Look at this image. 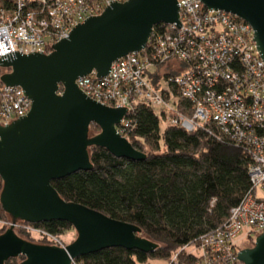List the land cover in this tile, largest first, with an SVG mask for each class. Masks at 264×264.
<instances>
[{
    "label": "water",
    "instance_id": "95a60500",
    "mask_svg": "<svg viewBox=\"0 0 264 264\" xmlns=\"http://www.w3.org/2000/svg\"><path fill=\"white\" fill-rule=\"evenodd\" d=\"M211 11L234 14L248 23L264 63V0H199ZM99 15L75 25L49 53L0 57L6 86H19L31 101L27 114L0 124L2 209L14 219L37 224L65 221L76 238L65 247L35 244L17 236L11 225L0 233V264L23 256L19 264H71L72 259L122 247L149 252L156 243L131 223L113 219L81 203L63 199L51 182L92 169L89 148L102 147L116 158L143 160L117 126L126 107H110L83 93L76 80L95 72L108 74L114 61L140 52L156 24L180 27L177 0H111ZM92 124L99 131L90 136ZM240 264H264V233L241 249Z\"/></svg>",
    "mask_w": 264,
    "mask_h": 264
},
{
    "label": "built area",
    "instance_id": "2783aa9c",
    "mask_svg": "<svg viewBox=\"0 0 264 264\" xmlns=\"http://www.w3.org/2000/svg\"><path fill=\"white\" fill-rule=\"evenodd\" d=\"M110 1L0 0V57L11 51L49 53L51 45L68 37L87 17L99 15ZM177 5L180 27L166 24L168 32L151 34L140 52L114 61L107 75L97 77L92 72L76 84L101 104L126 107L127 114L146 103L163 109L169 124L188 131L212 122L246 148L251 160L249 191L230 209L220 228L193 244L197 251H184L193 258L191 264H214L215 257L236 264L237 241L254 242L264 233V63L252 39L253 29L238 16L211 11L199 0H177ZM172 59L179 66L170 77L178 95L170 85L161 87L163 75L155 83L151 80L155 66ZM233 62L238 66L233 67ZM220 78L229 82L222 92L212 89ZM185 100L191 104V114L184 112L182 104L184 111L178 107ZM30 108L31 101L19 86L0 82V124L24 116ZM126 116L117 126L122 136L131 126ZM38 232L50 241L58 239L42 228ZM71 264L81 263L72 259Z\"/></svg>",
    "mask_w": 264,
    "mask_h": 264
},
{
    "label": "trees",
    "instance_id": "16d2710c",
    "mask_svg": "<svg viewBox=\"0 0 264 264\" xmlns=\"http://www.w3.org/2000/svg\"><path fill=\"white\" fill-rule=\"evenodd\" d=\"M167 30L166 24L159 23L153 27L152 34L164 35ZM236 63L232 66H238ZM162 64H157L151 74L154 83L163 74L160 73ZM171 76V71L165 72L163 79L178 95ZM228 83L220 78L212 84V89L222 92ZM181 104L186 107L185 111ZM178 107L189 114L191 104L185 100ZM160 115L167 120L163 109ZM126 117L131 126L124 130L125 137L146 154L145 159L116 158L104 148L93 146L89 148L92 169L53 180L51 184L66 201L81 203L113 219L138 226L141 235L156 243V247L149 252L111 247L82 256L78 261L81 264H144L152 259H169L176 252L185 260L182 248L197 245L202 237L220 228L230 209L249 191L250 156L245 147L235 144L229 134L212 122L188 131L167 121L161 131L160 117L146 103L136 105ZM1 189L2 181L0 192ZM6 216L10 215L0 204V219ZM32 225L54 235L71 228L69 223L58 220ZM14 232L23 239L30 237H25L19 228ZM23 259L20 255L5 264H19ZM189 260L192 262L193 258L186 256V262Z\"/></svg>",
    "mask_w": 264,
    "mask_h": 264
},
{
    "label": "rangeland",
    "instance_id": "374dc122",
    "mask_svg": "<svg viewBox=\"0 0 264 264\" xmlns=\"http://www.w3.org/2000/svg\"><path fill=\"white\" fill-rule=\"evenodd\" d=\"M174 69L179 70L178 62L176 59H172V60H169L167 62H164L160 66V73H165L167 71L172 72ZM4 71H6V70H3V71L0 70V74L4 73ZM162 75H164V74H162ZM166 86H167V83L163 79L161 82V87L165 88ZM152 108L155 111V113L160 117V128H161V131H163V129L167 125V120L161 117V115H160L161 108L160 107L152 106ZM98 131H99V129L97 128V126L91 125L90 129H89V135L92 136V135L96 134ZM162 146H163V141L161 139L160 140V147H162ZM0 186H1V179H0ZM11 225L14 227V230L19 228V230H21L22 233H24L25 237L30 236V237H27V239H25V240L32 242V243H35V244H48V245H56L59 247H65L66 245L70 244L76 238V232L73 229V227H71L70 229L66 230L64 233L58 235L57 240L50 241L51 239H47V236H41L40 233L38 232L39 228H37L36 226H33L32 223H28V222L22 221L20 219H14L11 216H9V217L6 216V217L0 219V233H2L6 228H8ZM243 239L244 238H241L242 241L239 240V242L237 241V244H236L237 248L240 250L243 248H246V247H250L253 244V241L243 240ZM184 251H197V250L195 249V246L192 245L190 247L183 249L182 254L185 253ZM178 254L179 253H177L176 255L175 254L172 255L169 259L148 260L144 264H191L190 260L188 262H186V255H185V260H184V257H182V255H178ZM218 260H219V258L215 257V259L213 261H211V263H214V264H230V261H225V260L218 261ZM236 264H240V262L238 261V262H236Z\"/></svg>",
    "mask_w": 264,
    "mask_h": 264
},
{
    "label": "bare ground",
    "instance_id": "6f19581e",
    "mask_svg": "<svg viewBox=\"0 0 264 264\" xmlns=\"http://www.w3.org/2000/svg\"><path fill=\"white\" fill-rule=\"evenodd\" d=\"M6 70H8V69H6ZM6 72V71H5Z\"/></svg>",
    "mask_w": 264,
    "mask_h": 264
},
{
    "label": "flooded vegetation",
    "instance_id": "af4514ba",
    "mask_svg": "<svg viewBox=\"0 0 264 264\" xmlns=\"http://www.w3.org/2000/svg\"><path fill=\"white\" fill-rule=\"evenodd\" d=\"M7 71H9V70H7ZM5 72V71H4Z\"/></svg>",
    "mask_w": 264,
    "mask_h": 264
}]
</instances>
